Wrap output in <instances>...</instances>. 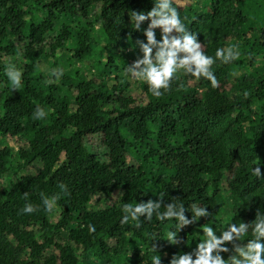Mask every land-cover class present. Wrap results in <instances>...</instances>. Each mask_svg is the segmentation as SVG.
I'll use <instances>...</instances> for the list:
<instances>
[{
  "label": "trees",
  "instance_id": "16d2710c",
  "mask_svg": "<svg viewBox=\"0 0 264 264\" xmlns=\"http://www.w3.org/2000/svg\"><path fill=\"white\" fill-rule=\"evenodd\" d=\"M183 1L173 5L187 30L197 34L202 52L213 57L217 85L181 69L167 92L155 97L144 83L138 98L125 93L111 57L103 60L98 79L59 77L62 85L77 79L69 96L43 86L33 62L43 55L54 59L57 50L83 61L95 47L92 16L108 48L129 41L140 53L136 42H146L149 21L137 31L130 18L133 11L151 10L153 0H0V87H7L0 88V140L18 141L0 149V178L13 165L22 171L40 162L37 174L19 177L7 191L0 185V264H120L132 247L135 264H151L156 254L160 264H169L174 254L193 252L205 239L203 228L215 230L224 215L230 223H249L257 210L264 213V26L255 24L263 16L253 12L264 0H196L189 8ZM61 18L83 22L64 26L47 43ZM154 33L159 40V28ZM217 48L238 56L222 63ZM13 51L32 59L16 90L3 57ZM37 106L45 117L35 118ZM256 167L260 178L252 174ZM112 194L117 204L105 206ZM45 198H55L59 207L54 223ZM149 199L160 201L161 212L172 202L185 207L186 218L194 205L211 214L183 227L179 242L170 244L174 219L158 221L154 213L151 221L140 217L139 228L131 220L120 223L123 204ZM26 203L36 210L22 212ZM251 238L250 228L238 243Z\"/></svg>",
  "mask_w": 264,
  "mask_h": 264
},
{
  "label": "clouds",
  "instance_id": "9594fccd",
  "mask_svg": "<svg viewBox=\"0 0 264 264\" xmlns=\"http://www.w3.org/2000/svg\"><path fill=\"white\" fill-rule=\"evenodd\" d=\"M145 20L149 21L143 31L146 42L139 40L136 42L142 55L130 66H126L125 74L128 78L144 81L155 97L169 90L171 82L176 79L181 69L185 74H190L196 79L204 78L211 83L212 87H216V76L211 70L214 59L202 52L197 34L187 30L177 8L173 5V0H153V7L147 13L133 11L130 18L132 29L139 31L141 23ZM157 28L160 30L159 40L154 33V29ZM237 56L238 53L232 49L225 51L217 48L215 51L216 59L222 63L235 60ZM5 74L12 90L21 86L22 73L14 65L9 64ZM59 74L58 70H53V75L59 76ZM34 115L36 119H41L46 113L37 106ZM252 174L260 178L259 167L253 168ZM60 187L64 190L65 186L61 184ZM42 203L45 211H51L55 198L42 199ZM160 208L159 200L154 202L149 199L147 202H138L134 206L125 203L121 209L125 215L121 217L120 223L125 224L131 220L134 222L133 226L139 228L140 217H143L144 221H151L154 213L158 221L174 219L176 230L167 233V241L170 244H177L179 242L177 233L183 227L195 223L201 217H209L211 214L206 207L194 205L191 208V217L186 218L185 207L172 202L164 206L163 212L159 211ZM35 210L30 203H26L22 208L24 213H32ZM250 228L252 238L243 245L239 244L240 237ZM88 231L94 232V226L89 224ZM202 231L205 237L203 242L198 243L191 253L174 254L169 264H264V213L257 210L254 222L241 221L238 225L229 223L226 229L219 232V235L212 227H204ZM228 243L232 244L234 254L224 259L221 253L229 251L226 247ZM151 264H160L157 254L152 257Z\"/></svg>",
  "mask_w": 264,
  "mask_h": 264
},
{
  "label": "rangeland",
  "instance_id": "374dc122",
  "mask_svg": "<svg viewBox=\"0 0 264 264\" xmlns=\"http://www.w3.org/2000/svg\"><path fill=\"white\" fill-rule=\"evenodd\" d=\"M196 0H185L181 4L185 8L189 7H195ZM260 6L259 8L253 5V12H256L259 16H263L261 18H257V21L255 22L256 25L264 26V1L259 2ZM263 14V15H262ZM38 21H41L39 18ZM83 20H77L74 23H70L69 21H66V19L61 18L60 21L56 23L53 30L50 32V35L48 36V39H46L47 43H49L51 40L50 38L55 37L61 33L64 26L75 28L81 25ZM88 22H91L93 26L96 28V41H95V47H93V51L91 54H86L84 56V60L77 62L72 61L71 55L66 53L62 50H57L54 56V59L50 57V55H43L40 59H36L33 62V65H36L34 68V71L36 72V75L41 76V84L44 85H54L57 86V94L60 96H69L70 88L69 86L72 85V82L75 83L77 79H74L69 85L67 84V81H64V84L62 85L58 79L61 76L64 77H73L75 75L81 77L82 79H98L104 74V69L102 62L104 59L111 57L114 59L116 66L118 68V73L120 76V80L124 82V84L127 85L128 89L125 91L127 95H131L134 97L141 96L142 94V86L145 83L142 80H136V79H130L125 74V68L126 66H130L134 60L139 58L142 54L139 52H135L134 48L132 47V44L129 41L123 42L120 46L114 47V48H108L106 44L103 41V37L101 35V32H99L97 29L101 26L99 19H97L95 16H92L89 18ZM75 41L71 42L69 45L72 47L74 45ZM4 59L7 63V68L9 64L14 65L17 69L23 73L26 70V66L32 64V59L30 57H24L23 55L19 54L17 51H13L10 55H4ZM114 67V65L110 64L109 68ZM6 68V70H7ZM53 70L59 71V76L53 75ZM116 75L115 72L112 73L111 79L114 78ZM243 75V74H242ZM245 75V73H244ZM105 80V76L103 77ZM57 79V80H56ZM73 79V78H72ZM241 79V78H240ZM232 83V82H231ZM109 86L112 85L111 81L108 83ZM9 86H11L9 82ZM2 90H5L7 87L5 84H2L0 87ZM126 135V134H125ZM127 139H129L127 135ZM16 140H7L3 139L0 140V149L6 146H13L14 143H17ZM21 142H24L22 140ZM92 144L101 151L102 147L99 144V141L97 139L92 141ZM98 150V151H99ZM40 168V162H35L30 167H28L25 170L19 171L16 169V165L12 166V169H10L9 173L6 174L4 177L0 178V185L3 188V190L7 191L9 189V184L11 182L16 181L19 177L23 175L28 174H37L38 170ZM117 195L112 194L108 199L104 200L105 206H115L117 204ZM59 217V207L53 205L51 216H50V222L54 223L58 220ZM229 220L227 215H224L220 218V221L214 230V232L219 235V232L221 230L226 229L227 225L229 224ZM239 224V223H234ZM45 241V240H44ZM136 247H132V249L124 256V258L120 261V264H135L136 257H135V249ZM229 251L226 253H221V256L223 258V255L226 256L225 259L228 258V256L233 255L232 246L228 248ZM146 250H143L141 252V258H145ZM181 254V253H180ZM177 254V255H180ZM92 264V262H91Z\"/></svg>",
  "mask_w": 264,
  "mask_h": 264
}]
</instances>
